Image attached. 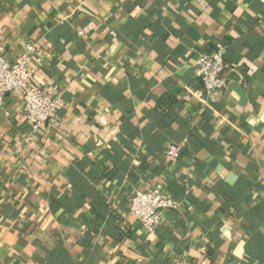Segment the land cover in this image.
<instances>
[{
    "label": "crops",
    "instance_id": "0c3cea01",
    "mask_svg": "<svg viewBox=\"0 0 264 264\" xmlns=\"http://www.w3.org/2000/svg\"><path fill=\"white\" fill-rule=\"evenodd\" d=\"M0 44L65 104L35 133L0 107V264H264V0H0ZM137 187L179 202L153 233Z\"/></svg>",
    "mask_w": 264,
    "mask_h": 264
},
{
    "label": "built area",
    "instance_id": "2783aa9c",
    "mask_svg": "<svg viewBox=\"0 0 264 264\" xmlns=\"http://www.w3.org/2000/svg\"><path fill=\"white\" fill-rule=\"evenodd\" d=\"M30 48L9 62L0 44V107L5 95L19 91L22 111L33 133L49 119L54 112L64 107V101L57 94V87H44L34 81V72L28 68ZM196 73L200 78L204 93L210 96L215 91L226 89L229 85L227 72L233 70L225 59L224 46L216 45L212 50L199 54L195 60ZM180 145H168L164 155L178 158ZM128 212L139 219L142 226L153 233L161 222L166 210L179 209V202L162 193L157 188L137 187L129 200Z\"/></svg>",
    "mask_w": 264,
    "mask_h": 264
}]
</instances>
